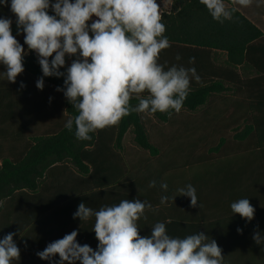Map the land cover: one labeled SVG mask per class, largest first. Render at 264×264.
I'll use <instances>...</instances> for the list:
<instances>
[{
    "label": "clouds",
    "instance_id": "clouds-1",
    "mask_svg": "<svg viewBox=\"0 0 264 264\" xmlns=\"http://www.w3.org/2000/svg\"><path fill=\"white\" fill-rule=\"evenodd\" d=\"M199 2L213 20L223 24L234 19L236 6L247 8L253 0H229L233 7L225 0ZM0 6L10 7L17 35L23 34L27 45L26 50L13 35L12 19L0 17V65L4 66L0 76L16 83L25 71V56L34 52L42 72L37 89L43 90L44 77L64 78L63 87L56 91L63 92L77 112L64 127L68 131L75 127L78 140L90 141V134L117 125L131 113L151 116L160 112L171 118L173 111H181L191 81L201 82L194 67L165 68L159 63L161 52L171 44L164 35L166 26L161 22L157 0H10V5L9 0H0ZM66 57L71 63L61 71ZM180 59L177 54L176 60ZM194 62V57L189 59L190 64ZM20 87L26 85L21 82ZM133 99L138 101L136 105H132ZM148 187H156V181H150ZM160 188L166 192L168 184L161 182ZM177 193L171 197L173 201L185 196L190 198L191 207H201L192 184L177 189ZM169 199L162 195L160 204L166 205ZM230 207L246 222L255 218L256 209L248 198L238 199ZM152 209L151 203L138 198L98 210L81 202L73 219L85 222L94 218L97 247L81 245L78 230H73L36 255L49 264H224L222 249L202 231L172 237L166 224L157 222L150 235L142 236L137 222L147 219L145 213ZM237 232L242 234L243 229L237 228ZM15 235L10 232L0 239V264L20 260ZM252 239L264 244L259 231Z\"/></svg>",
    "mask_w": 264,
    "mask_h": 264
},
{
    "label": "trees",
    "instance_id": "trees-1",
    "mask_svg": "<svg viewBox=\"0 0 264 264\" xmlns=\"http://www.w3.org/2000/svg\"><path fill=\"white\" fill-rule=\"evenodd\" d=\"M225 2L231 5L229 0ZM161 15V22L166 26L164 35L171 47L161 52L159 63L165 68L172 65L194 67L201 78L200 83L195 79L191 81L181 109L185 111L186 118L182 123L186 129L179 137L175 130L158 125L174 122V111L171 118L160 112L151 116L131 113L117 125L90 134V141L78 140L75 127L72 131L64 127L69 117L77 115L63 92L56 91L58 86L63 87L64 78L44 77V87L49 94L38 89L37 118L40 122L46 114L49 117L51 105H54L53 116L58 121L48 133L39 132L22 160L5 161L0 166V217L6 219L5 235L16 233L15 240L48 214L51 216L81 202L93 204L101 196L120 200H142L144 197L155 201V191L143 188V183L148 176L156 181L158 171L167 168L159 157L213 154L218 150L214 143L228 137L225 134L228 130L221 129L222 120L237 117L236 113L226 116L219 111L223 108L254 110L250 91L257 80H243L236 69L245 63L264 75V35L261 30L238 10L232 21L221 24L213 20L199 0H173L172 11ZM0 17L12 19V33L27 50L24 35H17L16 17L9 6H0ZM218 53L225 55L223 63H217ZM177 54L181 56L179 61ZM192 57L194 64L189 63ZM24 68V73L35 82L42 76L34 52L25 56ZM131 103L136 105L138 101L133 99ZM202 106L206 110L199 116H191V112ZM210 119L219 124L217 130L204 129ZM196 121L203 125H200L201 129L191 131L190 125ZM154 130L159 131L158 135L151 134ZM129 131L134 135L137 148L123 144ZM190 134L194 136L191 143L185 141ZM183 164L180 161L176 165ZM127 190L132 192L126 193Z\"/></svg>",
    "mask_w": 264,
    "mask_h": 264
},
{
    "label": "crops",
    "instance_id": "crops-1",
    "mask_svg": "<svg viewBox=\"0 0 264 264\" xmlns=\"http://www.w3.org/2000/svg\"><path fill=\"white\" fill-rule=\"evenodd\" d=\"M170 4V9L160 10L161 13L171 12L173 0ZM236 7L264 35V1L253 0L247 8ZM66 60L71 63V59L66 57ZM224 60L225 55L218 53L217 63H223ZM0 71H4V66L0 65ZM236 71L243 80H257L250 91L254 110L247 112L246 108H223L219 111L226 116L236 113L237 117L231 121L222 120L221 129L228 130L225 133L228 137L214 143V148L218 150L213 154L187 158L175 154L159 157L164 160V166L167 164V168L158 171L156 187H148L152 181L149 176L143 183V188L155 191L156 200L149 201L142 197V201L151 203L153 209L146 211L147 219L142 217L137 223L142 236L150 235L151 227L157 222H164L172 237L183 238L202 231L216 240L222 249L224 264H264V244L258 245L252 239L255 231L264 237V75L258 74L245 63L238 65ZM21 82L26 85L23 89L20 87ZM225 87L228 88L227 85ZM37 97L36 82L24 72L17 77L16 83H9L0 76V166L5 161L22 160L34 145L39 132L48 133L57 124L58 120L53 116L54 105H51L50 116L46 114L42 121H38ZM204 110L206 107L202 106L190 114L199 116ZM184 112L176 114L174 122L158 125L175 130L180 137L186 129L182 123V119L186 118ZM200 125L197 121L191 124V131L201 129ZM218 125L210 119L204 129L217 130ZM189 137L185 141L191 143L194 136L190 134ZM180 161L185 164L176 165ZM161 182L168 184L166 192L160 188ZM187 184L195 187L198 205L201 207H191L190 198L185 196H177L175 201L171 199L178 195L177 189ZM162 195L170 197L166 205L160 204ZM242 198H248L256 209L255 218L251 222H246L231 211V203ZM97 199V202L86 205L98 210L101 206H112L121 201L117 197L107 199L101 196ZM78 205H70L51 216L48 214L19 235L15 242L21 250L20 260L13 261V264H49V261L41 260L36 253L73 230H78L77 241L81 245L88 244L95 249L98 244L92 231L95 220L92 218L81 222L78 218L73 219ZM169 220L171 223H168ZM5 223L6 219L0 217V239L5 235ZM237 228L243 229L242 234L237 232ZM55 259L59 260L58 255Z\"/></svg>",
    "mask_w": 264,
    "mask_h": 264
},
{
    "label": "rangeland",
    "instance_id": "rangeland-1",
    "mask_svg": "<svg viewBox=\"0 0 264 264\" xmlns=\"http://www.w3.org/2000/svg\"><path fill=\"white\" fill-rule=\"evenodd\" d=\"M170 1L171 0H157V3H158V5L160 6V10H162V11H167V10H169L170 9V7H171V4H170ZM68 65H70V62H68L67 60H66V65H65V67H67ZM41 91H43L45 94H49V91H48V89L46 88V87H44L43 88V90H41ZM153 121V123H156V120H152ZM151 129V128H150ZM149 129V130H150ZM158 133H159V131H156V130H154V131H151V134H156V135H158ZM124 145L125 146H128V147H134V148H137L136 147V145H135V143H134V135H133V133H132V131H129L126 135H125V138H124ZM134 150H136V149H134ZM134 154H137V152H134ZM145 154H147V153H145Z\"/></svg>",
    "mask_w": 264,
    "mask_h": 264
}]
</instances>
